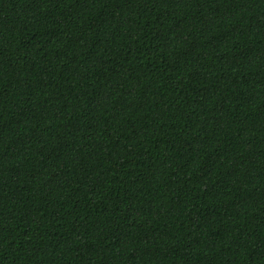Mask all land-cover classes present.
<instances>
[{
  "label": "trees",
  "instance_id": "1",
  "mask_svg": "<svg viewBox=\"0 0 264 264\" xmlns=\"http://www.w3.org/2000/svg\"><path fill=\"white\" fill-rule=\"evenodd\" d=\"M0 264H264V0H0Z\"/></svg>",
  "mask_w": 264,
  "mask_h": 264
}]
</instances>
